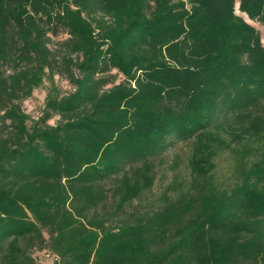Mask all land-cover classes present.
<instances>
[{"label":"trees","instance_id":"trees-1","mask_svg":"<svg viewBox=\"0 0 264 264\" xmlns=\"http://www.w3.org/2000/svg\"><path fill=\"white\" fill-rule=\"evenodd\" d=\"M237 8L264 26V0H0V264H264V36ZM182 141L192 180L141 210Z\"/></svg>","mask_w":264,"mask_h":264},{"label":"rangeland","instance_id":"rangeland-1","mask_svg":"<svg viewBox=\"0 0 264 264\" xmlns=\"http://www.w3.org/2000/svg\"><path fill=\"white\" fill-rule=\"evenodd\" d=\"M237 13L245 16L238 10V8ZM248 21L253 24L264 36L263 25L258 22ZM59 38H65V35L62 34L59 37H55L54 43L51 44L52 47L57 44L56 40H59ZM56 82L63 93L72 89L70 83L63 77L56 76ZM48 86L49 83L46 82L44 87L35 90L32 97L23 102V108L32 117H37L42 112ZM192 151L193 141L177 142L167 152L153 159L156 175L155 184L152 190L141 199L140 203L136 202L135 205H139L141 210L152 209L156 207V204H158V198L163 193L169 191L171 196L176 195V191L170 189L171 186L178 184L188 185V183L192 180L191 168L189 165ZM215 161V177L219 181H224L226 184H230L232 182V166L234 164L232 154L229 151H222L217 155ZM112 185V181L106 183L107 188H111ZM37 256L38 258L46 260V262H51L53 259L52 256L45 253H38Z\"/></svg>","mask_w":264,"mask_h":264}]
</instances>
